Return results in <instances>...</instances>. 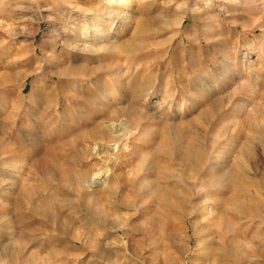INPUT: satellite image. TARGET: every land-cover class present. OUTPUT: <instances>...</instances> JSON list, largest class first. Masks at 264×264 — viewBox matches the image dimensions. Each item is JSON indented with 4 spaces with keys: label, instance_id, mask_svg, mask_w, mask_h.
I'll return each instance as SVG.
<instances>
[{
    "label": "rangeland",
    "instance_id": "rangeland-1",
    "mask_svg": "<svg viewBox=\"0 0 264 264\" xmlns=\"http://www.w3.org/2000/svg\"><path fill=\"white\" fill-rule=\"evenodd\" d=\"M0 149V264H264V0H0Z\"/></svg>",
    "mask_w": 264,
    "mask_h": 264
},
{
    "label": "bare ground",
    "instance_id": "bare-ground-1",
    "mask_svg": "<svg viewBox=\"0 0 264 264\" xmlns=\"http://www.w3.org/2000/svg\"><path fill=\"white\" fill-rule=\"evenodd\" d=\"M121 90V89H120ZM125 90V89H124ZM125 98V97H124ZM111 99V98H110ZM112 100V99H111ZM42 115V114H41ZM100 118H102V117H100ZM99 118V119H100ZM92 119V118H91ZM96 119V118H95ZM40 120H42V116H40L39 117V121ZM48 120V119H47ZM21 122V121H20ZM50 122V121H49ZM106 123V122H105ZM111 122H109V124H110ZM115 123V122H114ZM114 123H112V124H114ZM104 124V123H103ZM102 124V125H103ZM112 124H111V126H112ZM116 125V123L114 124V126ZM92 129H95L94 131H98L99 129H100V125L98 124V123H95V124H92ZM111 126H107V132L109 133V135H110V139H111V141H113V142H115V143H117L118 144V146H119V138H121V136H122V134H120V135H118V134H115V132H113V131H119V129H120V127H119V129L117 128V126L115 127L116 129L115 130H113V127H111ZM102 127V126H101ZM44 128V127H43ZM49 128V127H48ZM20 130H22L21 128H20ZM105 132V131H104ZM15 134H16V132H15ZM15 134H13L12 133V138L11 139H15V141H16V143H17V141H19V139H18V136H15ZM23 135H24V133H22ZM92 134H94V132L92 133ZM5 135V134H4ZM17 135V134H16ZM53 135V134H52ZM21 136V135H20ZM24 137V136H23ZM20 138V142H21V145H22V139H24V138H22V137H19ZM171 139V138H170ZM22 140V141H21ZM47 140V139H46ZM173 140V139H172ZM50 141H51V139H50ZM98 141V140H97ZM169 141V140H168ZM91 142V141H90ZM52 143V142H51ZM88 143V142H87ZM97 143V142H96ZM99 143V142H98ZM7 144L10 146V148L8 149L7 148V150L5 151V155L7 156V158L5 159V163H8V164H10V165H12L14 162H16L17 161V159L19 158V154H22V153H20L19 152V149L18 148H16L15 146L13 147V143L11 142V140H9V142H7ZM20 144V143H19ZM45 144H47V143H45ZM92 143H90V145H91ZM103 144V143H102ZM111 145H112V143H110ZM109 144V146H111ZM88 145V144H87ZM12 147V148H11ZM49 147H50V144H49ZM126 147V146H125ZM22 148V147H21ZM87 148V147H86ZM88 148H89V146H88ZM116 148H117V146H116ZM124 149V148H123ZM1 150V149H0ZM49 150V149H48ZM90 150V149H89ZM110 150V149H109ZM24 151V150H23ZM28 151V150H27ZM43 151V150H42ZM106 151H107V149H106ZM115 151V150H114ZM22 152V151H21ZM91 152L94 154V156H96V157H98V159L101 157V158H103V159H107V157H105V155L103 156V154H105V151H103V148L100 146V145H95V146H93V148H91ZM24 153V152H23ZM29 153V152H28ZM33 153V152H32ZM87 153V152H86ZM88 153H90V152H88ZM110 153V152H109ZM112 153V152H111ZM31 154V153H30ZM40 154V153H39ZM182 155H181V157H184V158H186L187 160L188 159H192V152H191V150H189V149H187V150H184L182 153H181ZM45 155V154H44ZM48 155V154H47ZM106 155H107V153H106ZM111 155V154H110ZM33 157V156H32ZM45 157V156H44ZM49 157V156H48ZM52 157V156H51ZM91 157V156H90ZM81 158V157H80ZM114 158V157H113ZM51 159V158H50ZM109 159H111L110 157H109ZM23 160V159H22ZM180 160H184V159H180ZM24 161H25V159H24ZM107 161V160H106ZM39 162V161H38ZM109 162V161H108ZM89 163V162H88ZM95 163V162H94ZM107 163V162H106ZM201 164H202V162H200ZM1 164V163H0ZM81 165H83V164H81ZM89 165V164H88ZM201 166V165H200ZM192 169H193V171H195V170H198L199 168H198V163H195L194 164V162L192 163ZM19 168V170H21V171H23V167L22 166H20V167H18ZM40 170H42V171H44L45 172V175H49V176H52V177H54L55 175H57L58 174V177H59V181L61 182V184L62 185H68V183L67 182H69V177H70V175H71V172H72V169H69V168H66V167H64V166H62L61 168L59 167V171H56L55 169L53 170V167H49V165H48V163H47V160H45V159H41V161H40ZM4 169V168H3ZM7 169H9V168H7ZM88 169V168H87ZM107 169V168H106ZM242 170V172L244 171L243 169H241ZM8 171V170H7ZM53 171H54V173H53ZM111 170L109 169V171L108 172H110ZM16 172V171H15ZM22 173V172H21ZM57 173V174H56ZM10 174V173H9ZM55 174V175H54ZM97 174V173H96ZM100 174V173H99ZM19 175V174H18ZM28 175H30V174H28ZM42 175V174H41ZM103 175V174H102ZM107 175H109V174H107ZM17 176V175H16ZM43 176V175H42ZM93 176V175H92ZM20 177V176H19ZM108 177V176H107ZM220 177V176H219ZM98 178V177H97ZM97 178L96 177H94L93 179H91L90 181L88 180L86 183H87V187L89 188V189H92L94 186L96 187V186H98V181H97ZM225 178V177H224ZM26 180L27 179H25V180H23L22 182H21V185H22V189L23 190H26V189H29L28 187H27V185H26ZM56 180V179H55ZM105 180H107V179H105ZM17 181V180H16ZM100 181V180H99ZM4 183V182H3ZM85 183V184H86ZM107 183V182H106ZM102 184V183H101ZM84 185V184H83ZM9 186L11 187V186H13V183H10L9 184ZM99 186H101V185H99ZM98 186V187H99ZM85 187V186H84ZM105 187V186H104ZM103 187V188H104ZM59 188V187H58ZM101 188V187H100ZM102 188V189H103ZM264 188V187H263ZM1 190V189H0ZM6 191V190H5ZM11 191V190H10ZM94 191H95V188H94ZM90 193V192H89ZM8 202V201H7ZM20 203V202H19ZM62 204V203H61ZM174 205V204H173ZM65 206V205H64ZM112 206V205H111ZM127 206V205H126ZM108 208V207H107ZM111 208V207H110ZM3 209H5V208H3ZM8 209V208H7ZM33 209V208H32ZM106 210V209H105ZM108 210V209H107ZM84 211V210H83ZM111 211H112V209H111ZM76 213V212H75ZM104 213V212H103ZM93 217V216H92ZM57 223V222H56ZM73 226V225H72ZM76 227V226H75ZM174 229V228H173ZM228 231V230H227ZM243 232V231H242ZM176 236V235H175ZM61 239V238H60ZM170 241V240H169ZM99 245V244H98ZM27 246V245H26ZM23 249V248H22ZM129 252V251H128ZM32 254V253H31ZM37 257V256H36Z\"/></svg>",
    "mask_w": 264,
    "mask_h": 264
}]
</instances>
